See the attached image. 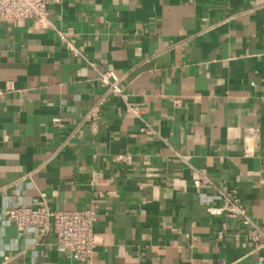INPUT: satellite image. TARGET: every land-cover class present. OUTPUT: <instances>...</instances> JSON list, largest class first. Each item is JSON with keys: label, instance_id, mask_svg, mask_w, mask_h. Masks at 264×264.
Returning <instances> with one entry per match:
<instances>
[{"label": "crops", "instance_id": "1", "mask_svg": "<svg viewBox=\"0 0 264 264\" xmlns=\"http://www.w3.org/2000/svg\"><path fill=\"white\" fill-rule=\"evenodd\" d=\"M49 10L44 31L0 18V264L264 259L252 223L207 211L236 194L264 230V0H62ZM110 71L120 93L100 80ZM42 202L96 207L91 263L5 214Z\"/></svg>", "mask_w": 264, "mask_h": 264}, {"label": "built area", "instance_id": "2", "mask_svg": "<svg viewBox=\"0 0 264 264\" xmlns=\"http://www.w3.org/2000/svg\"><path fill=\"white\" fill-rule=\"evenodd\" d=\"M62 0H0V18L10 17L14 19H30L34 22V29L44 31L52 26L49 19V5ZM62 36V32H59ZM70 49L79 54L78 49L69 44ZM114 79L111 82V79ZM103 84H109L110 90L120 93L118 84L119 77L112 71L103 73L100 76ZM106 101V96L96 102L90 111L92 118V130H96L99 122V110ZM130 110L137 108L130 106ZM202 180H197L199 184ZM207 211L211 214H225L229 217H240L247 223L254 226L255 236H263L264 230L258 226L250 217L241 198L236 194L224 195V201L219 206H208ZM7 217L12 220L20 233H26L31 226L38 228L42 236H54L55 244L59 248L67 249L74 259L91 263L96 248L100 244V239L94 231V224L98 214L95 206L81 210H54L45 202L37 207L22 205L11 207L5 210ZM264 246V242L262 243ZM223 264H242L231 261ZM253 264H264V259L259 258Z\"/></svg>", "mask_w": 264, "mask_h": 264}]
</instances>
